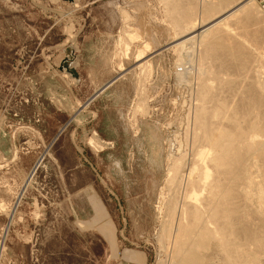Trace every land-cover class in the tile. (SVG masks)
<instances>
[{
    "label": "rangeland",
    "instance_id": "rangeland-1",
    "mask_svg": "<svg viewBox=\"0 0 264 264\" xmlns=\"http://www.w3.org/2000/svg\"><path fill=\"white\" fill-rule=\"evenodd\" d=\"M172 1L0 0V207L3 208H0V264H101V245L96 237L91 234L88 247V236L83 237L81 232H72L61 226L58 208L51 207L43 197L45 184L42 182L40 168L35 170L32 165L29 169V165L34 154L35 160L39 162L44 157L48 158L54 149V143L53 140L41 142L33 130V123L37 120L26 119L21 114L22 111L30 110L25 102L33 100L34 79L38 76V68L43 74L63 79L68 87L74 89L73 95L76 97H84L94 89L88 80L78 85L74 77L68 78L69 73H62L65 69L62 67L64 62L70 68L79 66V57L76 55L81 42L88 40L82 39L87 31L112 33L113 38L105 45V49H109L111 75L115 77L108 82L111 83L115 78L117 81L108 87L106 94L120 96L121 99L116 98V101L121 103L122 98L126 101L128 96L130 102L127 111L134 129L137 128V117L139 119L138 148L132 153H115L123 163L109 168L116 182L113 186H107L105 181V186L109 189L120 188L122 181H125L138 194L148 191L149 198L145 201L152 224L143 237L137 241L131 240L133 243L130 245L144 247L148 254L147 264H158V255L161 256L158 251V234L164 220L168 195L165 186L169 177L168 155L173 152L178 156L181 147L178 143L181 142L186 127L192 129L191 119L186 117L190 100L195 104L194 92H190L191 85L186 83L194 80L198 62L196 59L199 58V54L196 55L199 52L196 43L190 45L191 51L188 47L184 50L168 45L169 37L165 28L171 18L169 9L180 4V1L183 5L186 2ZM189 1L199 6L203 0ZM181 4H177V7L183 8L180 7ZM129 30L137 32L140 38L129 46L132 51L128 50L129 55L124 59L123 47ZM143 40L149 41V50L152 49L143 56V62L149 60L151 64L149 75L136 67L138 65L131 55L134 45H140ZM260 47L262 48L261 45ZM68 56L71 58L68 59ZM120 60L126 69L121 73L116 68ZM209 62L204 61L203 67H209ZM182 67L184 72L181 81L179 75H176L178 80L175 77V71ZM185 67L188 68V76L184 74ZM103 68L101 65L98 73L104 72ZM184 78L188 82L184 83ZM93 137H97L95 132H91L86 140V145L92 151L100 152L111 147V144L100 140L102 147L92 149L89 142ZM70 154L65 149L58 156L68 158ZM129 158L135 164L131 173L124 175L123 179L122 174H126L128 168L124 163ZM29 175L28 185L22 189ZM76 179L79 183L83 177L78 175ZM20 192L23 194L17 202L16 197ZM14 206L13 219L9 225V211Z\"/></svg>",
    "mask_w": 264,
    "mask_h": 264
},
{
    "label": "bare ground",
    "instance_id": "bare-ground-1",
    "mask_svg": "<svg viewBox=\"0 0 264 264\" xmlns=\"http://www.w3.org/2000/svg\"><path fill=\"white\" fill-rule=\"evenodd\" d=\"M200 2L180 1L183 8L172 3L165 28L168 45L189 50L196 43L199 58L193 83L184 78L194 92L195 104L190 100L186 117L192 129L185 126L178 156L168 155L158 264H264V9L254 0ZM139 38L127 32L124 59ZM133 49L136 67L149 75L151 64L143 56L150 42L143 40ZM207 60L210 66L203 67ZM120 62L119 73L126 70ZM187 69L185 76L190 75ZM183 72V67L176 70L175 77ZM89 143L94 150L102 147L97 137ZM14 211L15 206L9 225Z\"/></svg>",
    "mask_w": 264,
    "mask_h": 264
},
{
    "label": "crops",
    "instance_id": "crops-1",
    "mask_svg": "<svg viewBox=\"0 0 264 264\" xmlns=\"http://www.w3.org/2000/svg\"><path fill=\"white\" fill-rule=\"evenodd\" d=\"M112 38V33L107 31H87L82 36L88 40L81 42L76 55L79 66L73 67L75 79L78 85L88 80L94 88L84 97L74 96V89L63 79L43 74L38 68L33 100L25 102L30 110L21 114L26 119L37 120L33 123L34 135L41 142L53 140L54 149L41 162L35 160L34 154L29 169L32 165L33 169L40 168L45 184L42 195L51 207L58 208L61 226L88 236V247L91 234L96 237L101 245V264H147L144 247L130 244L131 240L143 237L152 224L145 201L149 198L148 191L138 194L125 181L120 188H107L116 182L109 168L123 163L115 153H132L138 148L139 135V119L134 129L127 111L130 98L127 96L126 101L122 98L121 103L116 101L120 96L106 94L108 87L117 81L115 78L105 87L115 77L111 75L109 49H105ZM101 65L105 73H98ZM91 132L111 147L92 151L86 145ZM65 149L71 152L70 156L59 157V152ZM134 164L132 158L125 161L128 168L122 174L123 179L131 173ZM78 175L83 177L79 183Z\"/></svg>",
    "mask_w": 264,
    "mask_h": 264
},
{
    "label": "water",
    "instance_id": "water-1",
    "mask_svg": "<svg viewBox=\"0 0 264 264\" xmlns=\"http://www.w3.org/2000/svg\"><path fill=\"white\" fill-rule=\"evenodd\" d=\"M70 58H71V56H68V59H70ZM67 61H68V60H67ZM62 67H64L65 70H67L68 73H70V75H72V77H74V78L76 77V74H75V72H74V69H73V68H69L67 62H64L63 65H62ZM70 69H71V70H70ZM70 71H71V72H70ZM108 83H109V82H108ZM108 83H107V84H108ZM107 84H106V85H107ZM100 89H102V88H100ZM98 91H99V90H98ZM98 91H97V92H98ZM97 92H95V93L90 97V99H91V98H92Z\"/></svg>",
    "mask_w": 264,
    "mask_h": 264
},
{
    "label": "built area",
    "instance_id": "built-area-1",
    "mask_svg": "<svg viewBox=\"0 0 264 264\" xmlns=\"http://www.w3.org/2000/svg\"><path fill=\"white\" fill-rule=\"evenodd\" d=\"M256 5L261 8L264 9V0H254ZM110 145V144H109Z\"/></svg>",
    "mask_w": 264,
    "mask_h": 264
}]
</instances>
